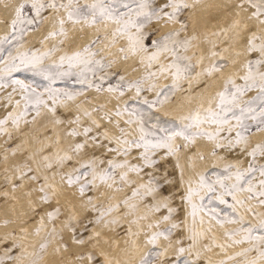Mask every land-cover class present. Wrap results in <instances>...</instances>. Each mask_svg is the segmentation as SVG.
<instances>
[{"label": "snow or ice", "instance_id": "6c2138e0", "mask_svg": "<svg viewBox=\"0 0 264 264\" xmlns=\"http://www.w3.org/2000/svg\"><path fill=\"white\" fill-rule=\"evenodd\" d=\"M198 3L200 0H22L17 5L3 0L14 15L10 21L4 20L10 30L0 37V136L13 140V129L21 135V142L11 148L15 171L13 176L5 175V181L15 189L24 188L26 180L31 182L27 196L35 191L46 206L37 211L35 201L29 200L39 221L35 231L37 235L47 231V236L39 253H30L24 240L16 239L21 232L27 236V227L5 232L0 236V264H24L25 257H32L30 264H42L57 237L68 249L59 223L62 220L77 245L94 243L99 232L88 239L76 235L77 223L83 225L73 204L77 198L95 213L89 224L128 223L131 237L144 232L153 247L140 255L139 264H161L177 230L185 228L188 245L184 246L181 237L174 262L165 264H264V0H236L235 7L248 13L247 21L233 18L219 31L205 25L211 45L207 51L198 44L201 34L194 19ZM48 18L53 25L43 46L26 48L27 33L43 27ZM159 22L179 23L180 27L163 32L156 27ZM220 36L231 41L228 47L217 39ZM48 40L57 43L48 47ZM241 42L248 54L242 73L233 69L238 59L225 56ZM114 48L124 60L138 57L144 73L136 79L121 74L115 84L105 88L119 59L111 52ZM242 54L237 51L236 57ZM22 72L31 73L33 79L16 75ZM221 77L223 85L214 91ZM58 83L65 86L57 87ZM93 88L117 94L121 103L110 109L107 104L88 108L81 102L71 119L59 116L62 106L76 103ZM148 92L154 96L145 95ZM181 93L183 100L178 111L173 109L175 115L164 112L167 120L153 115V110L175 103ZM45 110L52 114L53 125L64 127L65 134L74 138L67 149L62 147L56 127L39 123ZM98 112H103L101 119L108 125H115L118 134L96 118ZM29 128L38 145L33 153L27 152ZM202 140L211 145V156L224 162L222 168L219 163L213 165L215 173L197 168V159L208 158L200 147ZM186 152L196 178L187 174ZM229 154L236 158L229 160ZM165 160L172 162L175 175L163 165ZM2 167L7 173V154ZM57 176L59 184L54 182ZM179 182L186 185L180 199L188 207L190 222L178 219L182 208L174 205L175 194L164 195L166 186L175 189ZM101 187L113 193L106 203L97 196ZM4 195L15 199L7 192ZM61 195L72 209L67 217ZM155 213H160L159 219L151 218ZM45 218L51 223L50 230ZM141 221H149L147 232ZM4 223L24 225L28 221L7 217ZM132 225L137 226L135 231ZM216 228L223 229V241ZM161 238L168 241V247L160 246ZM132 244L138 249V240ZM233 248L238 250L230 252ZM214 249L223 253L216 261L206 255ZM71 255L78 264L86 260L96 264L94 248ZM60 264L71 261L65 262L62 254ZM103 264L113 261L104 255Z\"/></svg>", "mask_w": 264, "mask_h": 264}, {"label": "bare ground", "instance_id": "6f19581e", "mask_svg": "<svg viewBox=\"0 0 264 264\" xmlns=\"http://www.w3.org/2000/svg\"><path fill=\"white\" fill-rule=\"evenodd\" d=\"M190 1L192 3H196V0H190ZM13 2H14V4L18 5L19 3L22 2V0H9V3H13ZM235 4H236V0H200V3L196 4L194 19H195L196 26L198 27V29L201 32V37H200V41H199V48L200 49H204L205 51H207V49L209 47H211V45L208 42V38H207V35L205 32V27H204L205 25H207V27L210 28L212 31H219L221 28L229 26L230 23L232 22L233 18H240V19H242V21H247L248 13L241 11L240 9L236 8ZM238 13H239V15H237ZM13 15H14L13 8L12 7L5 8L4 4H3V0H0V34H2L3 32H8L10 30L8 25L6 23H4V20L7 19L10 21L12 19ZM212 17L215 18V22H213V19H211ZM250 23L255 24V21H251ZM158 24L161 25L162 29H168L169 26H171V24H167V25H164L162 23H158ZM52 25H53V20H52V18H49L47 20V22L43 25L41 30L40 29L32 30V31H30V34L35 37L34 38L35 40H37V37H39L38 35L46 34L49 30H51ZM89 34L91 35V30H89ZM217 39L221 40V42L224 43L225 47H228L229 44L231 43V41L224 36L217 37ZM49 42L51 43V40H49ZM113 51L119 56L120 66H122L125 70L130 71V73L132 71H134V73H133L134 75H137L141 72V68H138L136 66L137 61H139L138 57H133L130 60H124L122 58V54L119 53L117 51V49L114 48ZM237 51H240L243 53L239 58L236 57ZM225 56L230 60L238 59L239 62L233 66V69L240 71L241 73L243 72V63L248 56L247 52L244 51L243 42H241V44L239 46H233V47L229 48V50L225 53ZM205 63H207V60L205 61ZM222 85H223V77L220 78V80H219L216 88L214 89V91L219 90V88ZM91 93H92V96H94V98H96L100 101H106V102L112 104V106L113 105L116 106L115 104H116L117 99H116L115 93H109L107 91L97 92L95 89H92ZM83 100H84V103L86 104V106H90V107L92 106L91 101L87 100L86 97H83ZM181 100H183V93H181L177 96L175 103L166 105L163 109L167 110L172 115H175L176 111H173V109H176L177 111L179 110ZM95 114H96L97 118L101 120L102 123H107L106 121L101 119V117L103 116L102 112H98ZM43 116H44V118H49L51 116V113H49L47 110H45ZM50 121L48 122V125L46 122V126L49 127V125H52V123ZM111 126H112V129L114 130V133H115L116 127L114 125H111ZM59 132H60V138H61V145L63 148L67 149L69 147V145L71 144L73 138H69L65 134L64 128H59ZM27 139H28V143H29L28 146H30L31 148L34 149L37 146V142H36L35 138L33 136L29 135ZM199 144H200L201 148H204L205 151L208 152V158H212V156H211V145L208 144L207 142L203 141V140L200 141ZM30 147H29V149H30ZM184 157L186 160L187 170H191L187 152L184 154ZM196 162L200 163L201 165L204 164V162L200 159H197ZM57 184H59V183H57ZM27 187H28V183L26 182L24 188L18 189L16 191V195L14 194L15 199L11 200V203L10 204L8 203L9 205L3 206L1 214H2V216L5 215L6 217H14V218H20L21 220H27L28 223L24 224V225L19 224V223H13V224H8L6 226H5V224L4 225L0 224V231H3L5 229L11 228V227H21V226L28 227V229H29L28 230L29 235L27 236L29 239L28 244H29V247H33V246H36L38 244V241L40 239L39 238L40 236L36 235V233L33 231L34 227L38 224L39 221H38L37 215H36V217L34 216L35 212H33L31 210V205L29 204V200L30 199L34 200L35 204H37L38 206L43 205V204L37 198V194L35 193V191H33L32 197L27 196V192H28ZM104 191H105L104 197H110L112 191L109 189H106V188ZM118 196L122 198L123 193L118 194ZM63 202L67 208V211H66L67 214L66 215H69L68 213L70 211V206L68 204L67 199L61 195L60 196V203H63ZM73 204H74L76 212L78 214H82L85 211V204L79 198L74 200ZM43 206L46 207L45 205H43ZM144 210H146V209H144ZM141 224L144 225V221H141ZM96 228L98 231H100L104 235L105 239L106 238L111 239L113 236L117 237V239L119 241H118V245L116 248H113L112 246L105 244L104 240H99V243L102 244L103 250L108 255H110L111 257L116 258L120 262V264H139L140 255L147 252V250H148L149 244L147 243V240H146L143 233H141L139 237H135V239H133V240H138L139 247L137 249V248L133 247V244H132L133 240L126 242L123 237H121L117 234H114L112 231L105 229L102 225H99ZM215 231H216L217 235L219 236L220 240L223 241L225 239L224 234H223V229L216 228ZM66 235L70 240V249H68L67 251L64 250L63 252L65 254V262H68V261H70L68 256H69L70 250H72L71 247L73 249H76V251H77L78 250L77 248L81 249L82 246L80 248L79 245H77L75 242H73L74 240L72 241L70 234H68L67 232H66ZM177 248L178 247H177V244L175 241L174 243H172V247L169 248V251L174 252L177 250ZM0 250H2V249H0ZM211 254H212V256H215V257H219V256L221 257V255L223 253H220L218 249H214L213 253H211ZM46 264H60V260L57 257V255L54 254L52 256H49V259L46 262ZM71 264H76V260L74 258L71 259ZM85 264H89V262L86 260ZM163 264H165V263H163Z\"/></svg>", "mask_w": 264, "mask_h": 264}, {"label": "rangeland", "instance_id": "374dc122", "mask_svg": "<svg viewBox=\"0 0 264 264\" xmlns=\"http://www.w3.org/2000/svg\"><path fill=\"white\" fill-rule=\"evenodd\" d=\"M160 2H163V0H160ZM189 2H191V1L189 0ZM31 14L32 13H29V15H31ZM45 15H47V14H45ZM188 15H189V13H184V16L187 17ZM159 23L164 24V22H159ZM164 25H166V24H164ZM156 27L159 28L163 32H167V31H169L172 28H179L180 27V24L179 23L171 24V26H169L168 29H162L161 25H159V24H157ZM36 29H40L41 30L42 27H38ZM6 33L7 32H3L2 34H0V37L4 36ZM47 33L46 34H40V35H38L39 37H37V40H35L34 39L35 37L33 35H31L30 34V31H29L27 33V35L25 36V47L26 48H40V47H42L43 46L42 42L44 40V37L47 35ZM200 34H201V32H200ZM56 43H57V40H51V43L48 40L47 45H48V47H51L52 45H54ZM198 44H199V42H198ZM111 52L113 53V56L119 57L113 51V49H111ZM112 58H113L112 56L109 57V59H112ZM136 66L138 68H141V72L139 74H137V75H134L133 74L134 71H132L130 73V71L125 70L122 66H120L119 59H117V63L115 64L114 68L111 70L113 74L111 75L110 79L105 82V88L107 87V85L109 83L115 84L118 81L119 76L121 74L126 75L129 78H131V79L139 78L141 75H143L144 68L139 65V61H137V65ZM16 75L18 77L22 78V79H27V80L33 79V76H32L31 73H23L22 72V73H16ZM36 79H39V78L37 77ZM64 86L65 85L62 84V83H58L57 84V87H64ZM195 86L196 85L194 84L193 87H195ZM76 87L79 88L80 86L79 85H76ZM93 89H95V88H93ZM91 90L92 89L87 90L86 93H85V95L84 96H81L76 103H70L66 107H63L62 106L59 109V113H58L59 116L61 118H64V119H71L77 113V111H78V109H77V103H81V102L83 103V105L85 107H88V108H92L93 106L95 107L98 104H107L110 109H115L121 103V101L118 98L117 94H116V99L117 100H116V104H115L116 106H114V105L112 106V104H110V103H108L106 101H100V100L94 98V96H92ZM133 95H134V92L128 93L127 96L125 97V99H130ZM145 95H148L149 97H152V96H154V93L148 92V93H145ZM83 97H86L87 100H90L91 101V104H92L91 107L90 106H86V104L84 103ZM166 111L167 110H164L163 108H161L158 112L156 110H153V115L159 116L163 120H167V119H169V117L168 116H164V112H166ZM2 114H3V110L0 109V115H2ZM169 114L172 115L170 112H169ZM94 115L96 116L95 113H94ZM42 117L39 118V123L40 124H43V125H46V122H47V125H48V122L50 120H52V114H51V116L49 118H44V116H42ZM96 118H97V116H96ZM85 119L87 120V118H85ZM102 124H104V125L106 124L105 126L108 127L110 130H112V132L114 133V130L112 129V126L111 125H108L107 123H102ZM55 126L58 129V131H59V128H64V127H62L60 125H53V124L52 125H49V127L48 126L47 127L48 128H52V127H55ZM26 131H28L29 132V135H31V129L30 128L29 129H26ZM118 131L119 130L116 128L115 133L118 134ZM13 136H14V139L11 140V141H8L5 137L0 136V224H3V225L5 224L4 223V220L7 217L5 215L2 216V214H1L2 208L5 205L6 206L9 205L11 203V200H12V199L9 200V197H6L4 195V193L7 192L9 194V196H14V194L16 195V191L18 190V189L13 188L11 184L6 183V181H5V175L13 176V173L15 171V169H14V163L13 162L16 160V157H14L12 155L11 148L14 147L17 142H21V135H20V132L19 131H16L15 129H13ZM28 136L26 137V139L28 138ZM53 139H55V137H53ZM73 142H74V138H73V140H72L71 143H73ZM27 143H28V139H27ZM28 145H29V143H28ZM29 147L30 146H28L27 152L28 153H33V152L37 151L38 145L34 149L31 148V147L29 149ZM202 149L205 150L204 148H202ZM5 154L8 155V172L7 173L4 172L3 167H2V165H3V159H4V155ZM227 158L229 160H233L236 157H235L234 154H229ZM202 161L204 162L203 165H201L200 163L196 162L198 170H200V171L208 170L210 174L215 173L217 171V169L213 167L214 164L219 163L220 168H222L223 167V163H224L223 161H217V159L215 157H213V156H212V158H207V160H202ZM184 162H185V168H186L187 174L189 176H192L193 178H196V171H194L192 168H191V170H187L185 157H184ZM163 165L166 166L168 168L169 172L173 173V175L176 174L177 170L172 166V162L171 161L165 160L163 162ZM42 171H43V169H42ZM135 178L138 179V180L139 179H144V180L147 179V177H135ZM17 182H18V180H17ZM26 182L28 183L27 191H29V190L32 189V185H31V182H29V181L26 180L24 183H26ZM54 182L55 183H60V177L57 176ZM185 189H186V185L183 182H179L175 189H173L172 186H166L164 188V195H168V194H172V193L175 194V197L176 198L173 201V203H174L175 206L182 208V210L178 213V219L179 220L189 219V222H190V218L186 217V212L188 210V207H187L186 204H183L182 201H181V199H180V196L185 191ZM104 190H105V188L101 187L99 189L98 193H97V196L100 195L98 197L99 200H101V201H103V202L106 203L108 201L109 197H104V194H105V191ZM111 195H112V193H111ZM83 202L85 204V211L82 214H78L77 213V216H78V221H83L84 223H83V225H81L79 222L77 223L78 232L76 233V235H81L85 239H88L89 237H93V232L95 231V232H99L100 233V236L99 237H93V240L95 241L94 243H89L88 245H79L80 248L82 246L81 249L77 248L79 251L78 250L76 251V249H73L71 247L72 250H70V252L68 251L69 252V256L68 257H69L70 261L73 258V256L71 255V253L85 252V251H87L90 248H94L96 250V252H97V255H96V264H103L104 255H107L113 261V264H116V262L118 260L116 258L111 257L110 255H108L103 250L102 244L99 243V240H104L105 241V244L110 245L113 248H116L117 247L119 240L117 239L116 236H113L111 239H107V238L105 239L104 235L100 231H98L96 227H98L99 225H102L105 229H107L109 231H112L114 234H117V235L123 237L124 240L127 242V241H131V240L135 239V237H131V236H129L127 234V228L129 227L128 223H124L122 225H106V224H95V223L89 224L88 223V220L91 219V218H94L95 213L90 209V207L87 205V202L86 201H83ZM61 204H64V202L61 203ZM36 208H37V211H38L39 208H44V206L43 205H39L38 206L36 204ZM71 210L72 209L70 207V211H69L68 214L71 213ZM142 211H146V210L143 209ZM165 213H166V210H165ZM34 214H35L34 216L36 217V213H34ZM40 214H42V212ZM66 214H67V212L65 213V217L68 216ZM159 216H160V213H155V214H153V217H151V218H153V219H159ZM11 218L16 219L14 217H11ZM124 219L127 220V221H131L132 220V217H125ZM148 222L149 221H144L145 232L148 231V229L146 227V225H147ZM59 223H60V226L64 228V231H66L68 234H70V237H71V239L73 241L74 240V238H73V235L74 234L71 233V231L67 227H65L64 221L62 220ZM45 224L47 225V228L50 230L51 223H50V221L47 220V218H45ZM6 225H8V224H5V226ZM85 226L87 227V231L84 230V227ZM37 227H38V224L33 229V231L35 233H36L35 229ZM136 227H137L136 225H132L133 231L136 230ZM19 228L20 227L7 228V229H5L3 231H0V236H3L5 232H10L12 229H17L18 230ZM27 229H28V227H27ZM66 232H65V240L67 241V243L69 245V248L68 249H70V240L67 237ZM141 233L144 234V232H141ZM28 235H29V231L27 233V236ZM27 236L25 237L24 233L21 232L16 237V239L17 240L23 239L24 240V243L28 246V251L30 253L31 252L39 253V251H40V244L44 242L45 237L47 236V231L40 233V235H39L40 236L39 237L40 239L38 241V244L36 246H33V247H29V244H28L29 243L28 242L29 239H28ZM181 237L184 238V246L186 247L188 245V243H189V241L187 240V229L186 228L185 229H182V230H177V233L175 234L172 243H174L176 241L177 247H179L180 245L177 243V241ZM73 242H75V240ZM160 246L162 248L168 247V241L165 240V239H163V238H161V240H160ZM58 247L60 248V252H57L56 251V249ZM152 247H153L152 245H149L148 246V250L151 249ZM0 249H2L0 251H3V248L2 247H0ZM68 249H65L63 247V242L60 241L59 237H57V239L53 242L51 248L48 250L47 254L45 255L44 260L42 261V264H46V262L49 259V256H52L54 254L57 255V257L59 258V260H60V257H61L62 254L64 255V258H65V254H64L63 251L64 250L67 251ZM153 250L154 251H158V249H153ZM237 250H238V248H233V249H230L229 251L230 252H235ZM176 252H177V250L174 251V252L173 251H169L168 254H167V256H166V258H165V260L161 261V263L163 264L166 261H173L174 262V258L176 256ZM206 255L207 256H211L212 259H213V261H216V260H218L220 258V256L219 257L212 256L211 253H207ZM31 259H32V257H25L24 258V263L25 264H30ZM88 262H89V264H92V262H90V261H88ZM9 264H11V262H9ZM76 264H78V261H76Z\"/></svg>", "mask_w": 264, "mask_h": 264}]
</instances>
